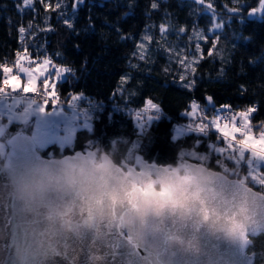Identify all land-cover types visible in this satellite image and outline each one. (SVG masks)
<instances>
[{"label":"trees","instance_id":"obj_1","mask_svg":"<svg viewBox=\"0 0 264 264\" xmlns=\"http://www.w3.org/2000/svg\"><path fill=\"white\" fill-rule=\"evenodd\" d=\"M57 2L61 8L53 10ZM73 2L34 0L33 10L25 8L22 0H0V63L11 61L16 51L23 53L27 48L33 58L41 61L47 57L72 70L56 86V93L64 101L78 94L82 95L83 106L98 105L93 113L100 119L93 120V129H78L70 145L38 147L41 154L61 157L78 149H94L99 154L107 153L118 164L132 163L141 156L172 166H179L186 158L232 178L244 175L248 178L245 183L264 193V185L250 181L246 166L222 154L208 153L207 144L219 140L224 143L211 126L207 136L192 134L178 142L170 140L174 124L189 122L181 114L193 102L209 118L222 104L229 105L227 111L233 113L255 106L257 111L250 115V121L259 135L264 124V14L249 15L252 7H258V0H205L203 5L197 0H83L75 9L71 7ZM48 3L53 8L46 10L44 5ZM153 3L158 7L153 9ZM208 3L215 13L223 14L221 21L213 18L206 8ZM231 8L239 12H229ZM65 19H70L72 27L64 23ZM214 22L223 27L208 31ZM161 25L167 26L166 31H160ZM20 27L26 29L22 40ZM198 33L206 35L207 40ZM148 36L151 41L145 39ZM76 38L79 42L75 44ZM213 43L215 49L209 56ZM197 44L204 54L198 61ZM141 54L144 59H140ZM122 77L128 79L122 81ZM149 99L159 105L161 118L141 134L131 113L141 110ZM109 114L111 119H107ZM219 114L228 115L226 111ZM21 130L31 133V127L21 128L13 122L2 139L6 141ZM191 149L204 152L207 158H191L187 153ZM224 166L230 170H224ZM249 252H255L264 262V232L252 238Z\"/></svg>","mask_w":264,"mask_h":264},{"label":"water","instance_id":"obj_2","mask_svg":"<svg viewBox=\"0 0 264 264\" xmlns=\"http://www.w3.org/2000/svg\"><path fill=\"white\" fill-rule=\"evenodd\" d=\"M7 146L5 157L0 159V264H248L249 257H253V264H264L255 262L254 254L248 253L252 238L264 232V195L242 181L194 168L192 179L196 182L188 189L187 209L142 211L128 191L154 176L174 177L178 171L140 156L134 164L126 165V174L104 156L100 164L127 176L128 190L113 182L101 193L50 191L24 200L15 192L14 175L40 163L55 168L78 159L93 161L94 151L47 161L24 131L12 135ZM134 166L139 171L137 179ZM217 184L224 187H215ZM213 193L217 198L211 201ZM204 201L210 204L208 208L202 206ZM124 215L127 226L145 236L143 244L157 246L141 248L136 240L137 244L125 249L121 243L128 230L115 225ZM137 223H149L147 231H142L141 225L135 227Z\"/></svg>","mask_w":264,"mask_h":264},{"label":"snow or ice","instance_id":"obj_3","mask_svg":"<svg viewBox=\"0 0 264 264\" xmlns=\"http://www.w3.org/2000/svg\"><path fill=\"white\" fill-rule=\"evenodd\" d=\"M43 3V0H41ZM83 0H74L71 7L75 9ZM201 5L205 4V0H197ZM25 8H33L34 10V0H22ZM20 11V8L17 5ZM45 9H52L51 3L44 5ZM153 9L157 8L158 5L153 3L151 5ZM61 8V3L57 2L53 10H58ZM208 10H211L213 18L215 17V9L212 3L206 5ZM229 12L237 13L238 8L228 9ZM264 14V0H258V7H252L249 15H254L256 13ZM64 23L69 27H72L70 19H65ZM32 25L29 24V28ZM223 27L222 23H212L208 31H214ZM167 26L161 25L160 31H166ZM21 34V40L23 39V34L26 32L24 27L18 29ZM185 31V29H181ZM201 36L200 33L197 34ZM202 39L207 40V36H201ZM147 41H151L152 37L148 36L145 38ZM219 37H216L218 40ZM143 48V45H139ZM198 51H200V58H203V51L200 50L199 44L196 45ZM215 49V43L212 47L208 49V55H213V50ZM135 55V53H134ZM140 59H144L143 54L140 55ZM187 57L180 61L183 65ZM195 62V60L193 61ZM27 63L28 66H25ZM50 68L52 70H50ZM72 70L65 67H56L52 64L49 58H45L42 61L38 58H32L27 53V48L24 52L16 53V60L13 66H8L7 64H0V127L4 126V119L7 117V123L9 125L13 124L15 121H19L22 124H28L30 122V117H35V123L38 129L45 130L46 134L50 133L54 128H58L59 125L56 124L57 120H60L65 125H74L79 128V130L88 131L94 128L93 120H99V116L93 115V110L81 109L77 110L75 101L79 100L81 97L79 95H74L68 101V106L72 109L71 113L67 112L63 106L59 104V98L55 92L56 83L59 82L63 75L70 73ZM192 72H195V68H192ZM22 78L24 82L22 83ZM122 81H126L127 77H122ZM183 80V77H181ZM38 81L42 84L43 91H40L38 87ZM51 81V83H50ZM51 89V90H50ZM34 93L38 94L40 100L36 97L28 96L27 94ZM208 101L212 100V97H207ZM11 101V103H9ZM49 101L52 103L51 111L46 110ZM21 111H16V109L21 108ZM191 111L182 113L181 115L189 117V122L174 124L170 129V140L172 142H178L181 139L188 138L190 135L195 134L197 137L203 135L207 136L210 130V126L218 134L219 138L224 141V146L217 147L215 144H207L206 147L209 150V154H222L226 158L230 159L233 163L237 165L246 166L253 183H264V172H259L258 169L261 168L262 163H264V124L259 128V139L254 138L253 129L251 126L250 115L257 111L255 106L249 107L244 111L238 113H231L226 116L217 114L215 117H207L203 109H199V106L193 102L191 104ZM223 109L230 110L229 105L221 106ZM8 111L5 112L4 109ZM154 110V114H153ZM161 110L159 105L153 103L151 99L147 100L146 105L139 111L131 113L133 119L136 122V128L139 133H144L151 128L155 121L160 120ZM60 118V119H57ZM111 114L108 115L107 119H111ZM239 118L240 124L237 125V119ZM199 122H196V121ZM82 121V123H80ZM207 121V122H205ZM223 121V123H221ZM237 134L241 138H237ZM201 143L200 139L196 140V145L199 146ZM259 145V147H257ZM246 153H249L246 157ZM259 234V233H257ZM248 264H253V257L248 258Z\"/></svg>","mask_w":264,"mask_h":264},{"label":"clouds","instance_id":"obj_4","mask_svg":"<svg viewBox=\"0 0 264 264\" xmlns=\"http://www.w3.org/2000/svg\"><path fill=\"white\" fill-rule=\"evenodd\" d=\"M12 182L16 194L24 200L43 197L50 191L101 193L113 182L128 190L130 183L127 176L88 159L65 162L55 168L40 163L14 175ZM195 182L186 175L159 176L142 187L133 186L128 196L142 211L185 210L189 206L188 189Z\"/></svg>","mask_w":264,"mask_h":264},{"label":"bare ground","instance_id":"obj_5","mask_svg":"<svg viewBox=\"0 0 264 264\" xmlns=\"http://www.w3.org/2000/svg\"><path fill=\"white\" fill-rule=\"evenodd\" d=\"M251 17H253V15H251ZM15 53H17V51L15 52ZM16 60V54H15V57L11 60V61H9V62H2V63H0V64H7L8 66H13V63H14V61ZM41 92L43 91V89H41L40 90ZM57 94V96H58V98H59V100L63 103V106L64 107H68V108H70L69 106H68V103L66 102V101H64L62 98H61V96L58 94V93H56ZM28 96H30V93L29 94H27ZM39 97V96H38ZM38 97H36V98H38ZM49 106H52V103H51V101H49ZM80 107H84L83 105H82V103H81V105H80ZM92 109H94V110H97L98 108H96V107H94V104L92 105V106H90ZM22 110V108L21 109H16V111H21ZM240 124V120L239 119H237V125H239ZM21 131H23V130H21ZM21 131H18V132H21ZM18 132H16V133H18ZM25 132V131H24ZM16 133H14V134H16ZM13 134V135H14ZM12 136V135H11ZM10 136V137H11ZM10 137H8L7 138V140H6V142L10 139ZM89 150H93L94 151V157L92 158V160L94 161V162H98V163H100V162H103V157L104 156H108L109 158H110V160L115 164V165H117L118 167H120L122 170H123V172L124 173H128L129 172V168L126 166V165H130V164H132V163H130V162H126V161H123L121 164H118V163H115L114 161H113V159L107 154V153H102V154H99L97 151H95L94 149H86V150H81V149H78V150H74L72 153H68V154H65V155H63V156H61V157H45V156H43L42 154H41V152L39 151V149H38V152L40 153V156H41V158L42 159H45V160H47V161H51V160H62V159H64V158H66V157H73V156H76V154H78V153H80L81 155H83L85 152H87V151H89ZM5 155H6V153H5ZM5 155H4V157H5ZM3 157V158H4ZM3 158H1V156H0V159H3ZM147 162H149V161H147ZM149 163H152V162H149ZM155 163V162H154ZM157 164V163H156ZM158 165H160V164H158ZM163 166H168V167H170L171 169H176L177 171H178V173H179V175H186V176H188V177H190V178H192L193 176H194V174H193V172H192V169H194V168H202V169H204V170H206V171H209V172H212L213 174H220V175H223L224 177H226V179L227 180H239V181H242L241 179H238V178H231V177H229L226 173H224L223 171H220V170H216V169H212V168H209V167H207L206 165H204L203 163H201V162H197V161H194V160H191V159H185V161H184V173H182L179 169H178V167H176V166H172V165H170V164H167V165H163ZM133 169H132V171H133V174H134V176H135V174H138L139 173V171L137 170L138 169V167L136 168L135 166L134 167H132ZM136 177V179H137V177H138V175L137 176H135ZM157 176H154V178H156ZM214 177V176H213ZM242 183L243 184H245L248 188H250V189H252V190H254L255 192H257V193H260V194H263L264 195V193L263 192H261V191H259L258 189H256L255 187H253V186H251V185H249V184H247V183H245V182H243L242 181ZM141 187H142V185H141ZM215 187H224V185H222V184H217V185H215ZM212 195V197H211V201H214V199H216L217 198V194L216 193H213V194H211ZM191 198H194L195 199V197L193 196V195H191ZM202 206L204 207V208H208L209 206H210V204L207 202V201H204V202H202ZM187 216H188V218H191L192 219V216H191V214H187ZM165 217V216H164ZM128 221V218H127V216L126 215H124L122 218H121V220L119 221V222H116L115 221V225H116V227L118 228V223L121 225L120 226V228L121 229H127L128 231L127 232H124V238H125V240L121 243V245H123L124 247H125V249L126 248H128V247H130V246H132V244H137V241L136 240H138L141 244H140V247L141 248H145V247H155V246H157V244H155V243H152V244H143V243H145L146 241H145V236H141V232H138V231H136V232H134L129 226H127V224H126V222ZM137 222H141V221H138L137 220ZM131 223H132V221H131ZM147 224H149V223H137L136 225H135V227H138L139 225H141V227H142V231L145 229L146 231H147ZM262 233V232H261ZM134 237V239H135V242H132V237H131V235ZM150 234V233H149ZM254 238V237H253ZM252 241V240H251ZM149 242V241H148ZM252 243V242H251ZM251 245V244H250ZM125 249L123 248V251H125ZM145 250H148V249H145ZM148 251H150V250H148ZM248 253L249 254H254V256H255V252H249V247H248ZM113 254H116V248L114 247V249H113ZM128 254V253H127ZM140 253H138V255H139ZM117 262H119V261H117ZM10 263V262H9ZM8 263V264H9ZM19 263V262H18ZM11 264V263H10ZM118 264H120V263H118ZM125 264V263H124Z\"/></svg>","mask_w":264,"mask_h":264},{"label":"rangeland","instance_id":"obj_6","mask_svg":"<svg viewBox=\"0 0 264 264\" xmlns=\"http://www.w3.org/2000/svg\"><path fill=\"white\" fill-rule=\"evenodd\" d=\"M258 16H261V13H259L258 12ZM222 17H223V14L222 13H215V18L217 19V20H219V21H221L222 20ZM82 20H84V18L82 19ZM80 23H82V21L80 22ZM77 42H79V40H78V38H76L75 40H74V43L76 44ZM74 43H73V45H74ZM72 54H73V52H72ZM72 54H70V55H72ZM204 55V54H203ZM73 57L75 56L74 54L72 55ZM33 58V57H32ZM195 58H197V57H195ZM35 59V58H34ZM200 59V57L199 58H197L196 60L198 61ZM42 61V60H41ZM196 61V62H197ZM189 62H191V61H189ZM53 65H55L56 67H62V66H59V65H56V64H54V63H52ZM25 66H28L27 65V63L25 64ZM65 68H67V67H65ZM50 70H52L51 68H50ZM64 76V75H63ZM63 76L60 78V80L63 78ZM182 77H184V76H182ZM185 77H187V76H185ZM59 80V81H60ZM23 82H24V80H23ZM50 83H51V81H50ZM57 84L58 83H56V86H57ZM38 87L40 88V90L41 89H43L42 88V84L38 81ZM51 90V89H50ZM55 92H56V88H55ZM74 95H76V94H74ZM74 95H72V96H74ZM78 95V94H77ZM81 98H82V95H79ZM62 98V97H61ZM79 99V100H77V101H75V104H76V106L77 107H80V105H81V100L82 99ZM38 100H40V97H38L37 98ZM63 99V98H62ZM64 100V99H63ZM9 103H11V101H9ZM68 103V102H67ZM222 105H224V104H222ZM221 105V106H222ZM220 107V106H219ZM21 108H22V106H21ZM21 108H18V109H21ZM83 108H87V109H89V108H91L90 106H84ZM51 109H52V106H49L48 105V107H47V109L46 110H48V111H51ZM92 109V108H91ZM65 110L67 111V112H69V113H71V111H72V109H66L65 108ZM77 110H81V108L80 109H77ZM93 110V109H92ZM4 111L5 112H7L8 110L5 108L4 109ZM189 111H191V107H190V109L187 111V112H189ZM225 111V110H224ZM93 112H94V110H93ZM231 112V111H230ZM240 112V111H239ZM226 113L227 114H229V111H226ZM231 113H233V112H231ZM93 115H94V113H93ZM57 119H60V118H57ZM189 117H188V121H189ZM239 119V118H238ZM16 123H19L20 125H21V128H29V127H31V137H32V139H33V141L35 142V144L39 147V148H43V147H47L48 145H50L51 143H58V144H60V145H70L73 141H74V137H75V133H76V131H77V129H79L78 127H76V126H74V125H65V124H63V122L62 121H60V120H57L56 121V124L57 125H59V127L58 128H54L50 133H47L46 134V132H45V130H43V129H38L37 128V126H36V123H35V117L34 116H32V117H30V122L28 123V124H22L21 122H19V121H15ZM80 123H82V121H80ZM222 123H223V121H222ZM178 124V123H177ZM182 124V123H181ZM9 127V124L7 123V117H5V119H4V126L3 127H0V155H1V158H3L4 157V155H5V152H6V149H7V147H6V141H4L3 139H2V137H3V135H4V132L6 131V129ZM237 136H239V134H237ZM253 136H254V138H256V139H258L257 137H256V134L254 133V131H253ZM210 144H215L217 147H222V146H224V143H222V141H220L219 140V142L218 143H216V142H211ZM257 147H259V145H257ZM184 153V152H183ZM187 153L189 154V156L191 157V158H193V159H198V160H201V161H203V160H205L206 158H207V156L205 155V153L204 152H200V151H198V150H195V149H191V150H189V151H187ZM247 154V153H246ZM186 159V158H185ZM185 159H183V161H182V164H180L179 166H176V167H178V169L182 172V173H184V161H185ZM224 170H230V168H228V167H226V166H224ZM231 172H233V171H231ZM249 176H250V174H249ZM230 177V176H229ZM241 178V180L244 182V181H248L247 179V177H245L244 175H242V176H240ZM251 177V176H250ZM232 178V177H231ZM235 178H237V177H235ZM239 179V178H238ZM250 179V181L251 182H253V180H252V178H249ZM256 186H263L264 185V183H254ZM255 262H262V261H259V258L257 257V255L255 254Z\"/></svg>","mask_w":264,"mask_h":264},{"label":"crops","instance_id":"obj_7","mask_svg":"<svg viewBox=\"0 0 264 264\" xmlns=\"http://www.w3.org/2000/svg\"><path fill=\"white\" fill-rule=\"evenodd\" d=\"M23 80H24V79L22 78V81H21L22 83H23ZM196 104H197V103H196ZM197 105L199 106V109H201L200 105H199V104H197ZM222 106H223V105H222ZM224 110L227 111V109H223L221 106L218 107V110H217L216 115L219 114V113H221V112L224 111ZM218 111H219V112H218ZM236 113H238V112H236ZM216 115H215V116H216ZM215 116H213V117H215ZM77 130H78V129H77ZM4 133H5V132H4ZM256 137L259 139V135L256 134ZM237 138L239 139V138H241V137H240V136H237ZM56 143H57V142H56ZM43 148H44V147H43ZM248 155H250V154L247 153V154H246V157H247ZM258 171H259V172H264V163H262L261 168L258 169Z\"/></svg>","mask_w":264,"mask_h":264},{"label":"built area","instance_id":"obj_8","mask_svg":"<svg viewBox=\"0 0 264 264\" xmlns=\"http://www.w3.org/2000/svg\"><path fill=\"white\" fill-rule=\"evenodd\" d=\"M30 96L38 97L39 95H38V94H34V93H30ZM59 104H60L61 106H63V103H62L60 100H59ZM97 106H98V105L94 104V107L97 108Z\"/></svg>","mask_w":264,"mask_h":264}]
</instances>
